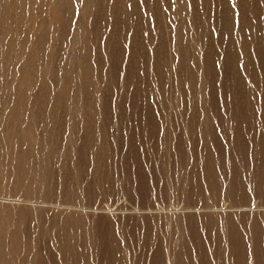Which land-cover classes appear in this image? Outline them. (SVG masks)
Segmentation results:
<instances>
[{"label":"rangeland","instance_id":"rangeland-1","mask_svg":"<svg viewBox=\"0 0 264 264\" xmlns=\"http://www.w3.org/2000/svg\"><path fill=\"white\" fill-rule=\"evenodd\" d=\"M0 264H264V0H0Z\"/></svg>","mask_w":264,"mask_h":264}]
</instances>
